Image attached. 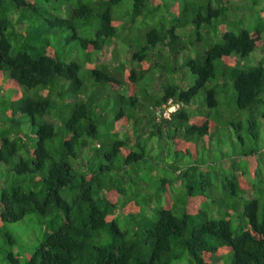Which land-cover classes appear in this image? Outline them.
Returning <instances> with one entry per match:
<instances>
[{"label": "trees", "instance_id": "trees-1", "mask_svg": "<svg viewBox=\"0 0 264 264\" xmlns=\"http://www.w3.org/2000/svg\"><path fill=\"white\" fill-rule=\"evenodd\" d=\"M256 119L264 0H0V258L264 264Z\"/></svg>", "mask_w": 264, "mask_h": 264}, {"label": "rangeland", "instance_id": "rangeland-1", "mask_svg": "<svg viewBox=\"0 0 264 264\" xmlns=\"http://www.w3.org/2000/svg\"><path fill=\"white\" fill-rule=\"evenodd\" d=\"M258 59V58H257ZM257 125L260 127V129L264 130V120L263 119H256ZM261 149L264 150V139L260 142ZM264 154H259L258 158H263ZM264 177V175H263ZM29 217H25L21 223L17 225H10L9 228L13 231H15L18 235V237L21 239V245H15L12 248V251L15 254H21L24 255L25 250H28V248L33 249L34 245L37 244L38 241H41L43 238V235L45 232L50 233L54 228L56 227L55 222L54 225H52V222L49 218H41L37 214H31L28 215ZM25 247V248H24ZM11 249L8 246H4L0 244V250L5 251ZM25 257L21 258V261L23 263ZM0 264H6L1 258H0Z\"/></svg>", "mask_w": 264, "mask_h": 264}, {"label": "clouds", "instance_id": "clouds-1", "mask_svg": "<svg viewBox=\"0 0 264 264\" xmlns=\"http://www.w3.org/2000/svg\"><path fill=\"white\" fill-rule=\"evenodd\" d=\"M169 104H170L169 107L165 110V112H163V117L164 118H169L170 117V113L175 112L177 110V108H178V106L175 105V104H172V103H169ZM262 136L264 137V132H262Z\"/></svg>", "mask_w": 264, "mask_h": 264}]
</instances>
